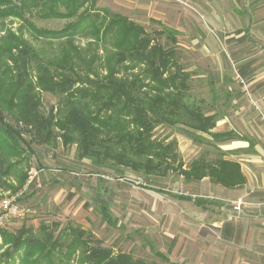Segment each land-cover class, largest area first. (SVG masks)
I'll return each mask as SVG.
<instances>
[{"label":"trees","instance_id":"16d2710c","mask_svg":"<svg viewBox=\"0 0 264 264\" xmlns=\"http://www.w3.org/2000/svg\"><path fill=\"white\" fill-rule=\"evenodd\" d=\"M3 3L11 4V0H0V5ZM25 4L23 1L8 12L0 10V15L21 17ZM30 4L41 10L42 17L76 19L59 29H35L29 23L37 35L64 38L59 52L37 61V76L32 82L27 79L28 53L26 48L19 49L23 54L21 70L12 74L13 82L0 85V189L16 193L24 187L27 168L19 167L27 158L23 146L50 144L57 136L62 145L74 144L77 157L87 158L94 166H119L154 179L169 172L186 181L207 176L225 187L243 182L238 164L224 158L223 151L213 159L199 155L184 163L174 137L154 136L157 125L183 126L195 140L205 133L211 138L206 141L212 143L232 136V131H214L218 113L193 101L189 93L191 71L183 66L174 47L175 30H154L150 34L128 16L105 7L93 8L88 0H30ZM163 34L166 45L155 40L156 35ZM76 35L85 38V47L74 43ZM3 38L13 40L15 36L7 32ZM1 63L0 59V67ZM4 67L9 69L8 65ZM37 90L58 96L55 112L53 106L46 112L41 110ZM6 114L16 124L7 121ZM24 132L28 140L23 138ZM18 155L21 157L14 159ZM102 195L98 192L95 201L101 215L113 225L108 200ZM204 200L194 198L196 204ZM58 225L40 224L34 234L27 226L15 233L0 227V246L7 244L0 264H68L81 246L80 262L161 264L130 252L114 251L96 239L91 245L84 229L67 227L68 222L56 229ZM151 249L162 261L170 262L162 252Z\"/></svg>","mask_w":264,"mask_h":264},{"label":"rangeland","instance_id":"374dc122","mask_svg":"<svg viewBox=\"0 0 264 264\" xmlns=\"http://www.w3.org/2000/svg\"><path fill=\"white\" fill-rule=\"evenodd\" d=\"M23 1L26 4L21 17L13 14L0 15V85H7L10 80L13 82L12 74L17 69L21 70L23 54L19 49L26 48L28 53L27 79L32 82L37 76V61H44L59 52L64 38L50 39L37 35L32 30L33 26L35 29H59L65 23L76 19L42 17L41 10L32 6L30 0H11V4L0 5V10L8 12L13 6H20ZM88 3L93 8L105 7L122 13L143 25L150 34L154 30H175L174 47L179 52L183 66L191 71L189 93L193 101L216 111L218 117L225 115L229 118L237 110L234 106L239 103H256L257 99L251 97L252 91L248 83L262 77L258 79L261 83L258 86L264 85V0H88ZM212 14L219 20L216 24L210 22H214V18L207 17ZM230 22L232 28H244L247 25L244 29L246 33L240 38L230 37L232 31L227 29ZM7 32H11L15 38L5 40L3 37ZM155 40L163 45L167 42L164 34L156 35ZM85 41L84 37L77 35L74 38V43L81 47H85ZM99 54H103L101 49ZM243 64H248L246 67H249L242 70ZM4 65H8L9 69L11 67V71ZM240 78L248 85L249 94L242 91ZM37 92L41 100V110L46 112L53 106L55 112L58 96L41 90ZM252 105L258 109L253 103ZM6 120L16 124L14 118L8 114ZM229 123L228 127H240L231 118ZM53 128L57 130L55 126ZM239 132L244 134L241 128ZM153 133L156 138L168 135L169 138L174 137L184 163L199 155L213 159L221 151L229 149L228 145L235 144H214L206 141L208 136L205 134H199L200 138L197 140L192 139L190 130L183 126L157 125ZM23 138L28 140L29 135L24 132ZM26 146L23 147L26 148L24 154L27 158L22 160L19 167L27 168V174L32 170L37 171L41 186L31 185L19 197L22 203L35 207L37 213L12 221L1 228L15 233L21 226H27L34 234L40 224L51 225L58 222L56 229H59L68 222L67 227L84 229L91 245L94 243L92 240L96 239L102 246L111 247L114 251L130 252L150 263L174 264L173 261H162L153 253L151 247L167 248L169 233L177 230L184 232L180 223L188 220L183 215L200 211V207L194 202L171 196H200L203 189L198 182L186 181L175 172L154 179L119 166H94L87 158L77 157L74 144L62 145L59 136L50 144L32 143L29 147ZM21 155L14 156V159ZM150 187L160 191H153ZM98 192L104 193L108 200L110 214L114 218L113 225L99 211L95 201ZM8 194L14 193L7 188L0 189V197ZM153 195L159 197V210L154 212L150 210ZM158 214L165 215V219L163 217L159 223L154 216ZM166 215H173L172 220L166 219ZM175 217L180 220H173ZM67 238L68 236L65 240ZM6 248L7 244L0 246V259L4 258L2 253ZM82 248H77L68 264H90L80 262Z\"/></svg>","mask_w":264,"mask_h":264},{"label":"crops","instance_id":"0c3cea01","mask_svg":"<svg viewBox=\"0 0 264 264\" xmlns=\"http://www.w3.org/2000/svg\"><path fill=\"white\" fill-rule=\"evenodd\" d=\"M207 17L214 18V22L209 20L213 24L219 21L214 14ZM231 26L230 22L227 28L232 31L230 37L240 38L246 33L244 29L247 25L244 28ZM247 65L243 64L242 70L247 69ZM259 78L262 77L252 79L248 83L253 95L251 97L257 99L258 109L252 105L253 102L245 103L246 105L239 103L234 106L237 110L233 111L229 118L240 127H228L229 118L224 115L218 117L213 129L232 131L229 139L214 144L235 143L227 144L229 149L223 150V157L238 164L243 182L233 187H225L212 182L207 176L196 180L203 189L202 194L198 196L205 199L201 204L195 203V196L189 195L191 198H185L182 195L186 194L171 195L179 200L192 201L200 207L198 213L183 215L188 220L186 223H180L184 232L177 230L169 233L167 248L156 249L174 264H264V85L258 86L261 84ZM240 128L244 134L239 132ZM205 135L208 136L207 140L211 139L208 134ZM151 190L160 191L154 187ZM102 197L106 199L104 193ZM237 198H243L245 201L240 211L233 207ZM157 209L159 210V197L153 195L150 210L154 212ZM154 216L158 223L163 217L165 219V215ZM166 216V219L172 220L173 215ZM177 217L173 220H180L176 219Z\"/></svg>","mask_w":264,"mask_h":264},{"label":"built area","instance_id":"2783aa9c","mask_svg":"<svg viewBox=\"0 0 264 264\" xmlns=\"http://www.w3.org/2000/svg\"><path fill=\"white\" fill-rule=\"evenodd\" d=\"M239 81L243 84V91L249 94L244 80L240 78ZM253 104L257 106L254 101ZM31 184H34L36 187L41 186V182L37 178V171L32 170L28 172L25 185L20 191L0 197V227L7 226L12 221L20 220L36 213L35 208L18 200L19 195ZM244 203L245 201L243 198H237L233 203V207L237 211H240Z\"/></svg>","mask_w":264,"mask_h":264}]
</instances>
